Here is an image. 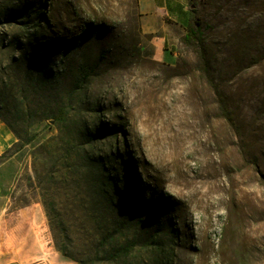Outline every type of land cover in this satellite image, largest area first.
I'll return each mask as SVG.
<instances>
[{"label":"rangeland","instance_id":"374dc122","mask_svg":"<svg viewBox=\"0 0 264 264\" xmlns=\"http://www.w3.org/2000/svg\"><path fill=\"white\" fill-rule=\"evenodd\" d=\"M134 9L0 0V264H264V10L198 0L168 65Z\"/></svg>","mask_w":264,"mask_h":264},{"label":"crops","instance_id":"0c3cea01","mask_svg":"<svg viewBox=\"0 0 264 264\" xmlns=\"http://www.w3.org/2000/svg\"><path fill=\"white\" fill-rule=\"evenodd\" d=\"M141 32L147 39L152 58L161 63L174 65L177 62V48L184 38L192 16L189 0H138ZM5 127L0 124V154L12 143Z\"/></svg>","mask_w":264,"mask_h":264},{"label":"trees","instance_id":"16d2710c","mask_svg":"<svg viewBox=\"0 0 264 264\" xmlns=\"http://www.w3.org/2000/svg\"><path fill=\"white\" fill-rule=\"evenodd\" d=\"M135 2V9L133 12V15L131 16V19L133 22H130L133 24V30L134 34L137 35V37L144 36L141 32L140 23H139V11H138V0H131ZM198 0H189L190 4V12L192 16V24L190 25L188 29L187 35L183 38V42L186 44H192L195 41H200L203 37L202 32V22L197 16V12L195 10V7L197 5ZM229 1V0H227ZM56 5L58 7H63V11L67 13L68 15H78L80 14L79 7L82 6L84 3L89 4L90 0H55ZM257 8H259L261 11L264 10V0H256ZM80 17H82L80 15ZM138 18V19H137ZM91 31V27L89 24L85 23L83 35L89 34ZM146 39H149L150 36H144ZM76 39V38H74ZM138 41V40H137ZM150 56H152V51L149 53ZM215 60H211L210 62H207L204 64V67H206V73H207V81L209 82L211 89L214 92L215 95V102H216V108L217 112L220 115V118H236L235 110L231 106L230 97L227 92V88L229 83L231 82V78L228 77L227 73H218L217 75L211 74L210 69H214ZM241 65V63H240ZM240 67V66H235ZM0 119L4 121L8 127L13 131V133L17 136V138L20 140V147L19 149H22L23 144L29 143L27 140L22 138L20 133L15 130V128L12 126V124L6 119L2 118L0 114ZM6 152L5 154H7ZM3 158V156L0 157V160ZM123 251L129 252L128 245L123 246ZM64 255L71 258L76 259L75 256L72 254H67L64 252Z\"/></svg>","mask_w":264,"mask_h":264}]
</instances>
